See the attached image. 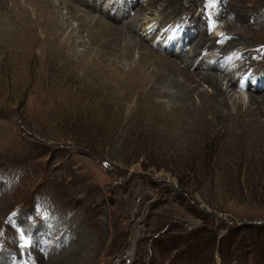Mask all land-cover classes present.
<instances>
[{"label":"rangeland","instance_id":"rangeland-1","mask_svg":"<svg viewBox=\"0 0 264 264\" xmlns=\"http://www.w3.org/2000/svg\"><path fill=\"white\" fill-rule=\"evenodd\" d=\"M216 1L0 0V264H264V102L246 84H264V0H223L224 16ZM143 8L163 27L145 32ZM189 8L221 36L201 71L220 55L246 120L185 124L165 112L167 84L152 92L141 57L182 49ZM200 81L195 103L214 91Z\"/></svg>","mask_w":264,"mask_h":264},{"label":"bare ground","instance_id":"bare-ground-1","mask_svg":"<svg viewBox=\"0 0 264 264\" xmlns=\"http://www.w3.org/2000/svg\"><path fill=\"white\" fill-rule=\"evenodd\" d=\"M153 1H155V0H153ZM222 1L223 0H217L215 2L214 7L216 9V12H218V15L224 16L225 13L223 14V11H224L223 7L224 6H223ZM99 2L95 3V5L99 6ZM140 2L142 4L143 0H140ZM111 3L116 4V0L112 1ZM225 6H227V5L225 4ZM124 9L125 8H122L120 10H124ZM146 9L151 10V11L149 12L150 15H146V16H145V14L142 15L143 16L142 20L144 21V27H143L144 31L147 33H150L156 28V26L163 27V26H160L163 23V20L160 19V17H161L160 14H162L161 11L159 12V11H155V10L149 9V8H145L144 10H146ZM184 10L187 13V16H186L187 21H185L184 24L186 25V27L194 25L196 27V31H193V34L190 35V37L186 36V35H189L190 32L185 33V36H186L185 41L186 42H185L184 46L182 47V49L179 50L177 48L178 50H174L173 48H169L167 43L165 44V42L163 43V41L160 40V41H155L154 47L165 49L166 54H164V55H167V57H163L160 55L157 56L152 51L153 49L152 50L149 49L147 51V53H145L146 55L143 53L144 56L142 55V57H141V59L144 61V65H152V66L154 65L156 67V71H157L156 76H155L156 77V80H155L156 83L154 81V86H152V92H156V95H157L158 91H159L158 86L161 84H167L169 86L168 89H170V90L168 91L169 96H167V98L169 100L166 101V105H170V106H169V108L166 109L165 112H166V114L168 113V116H172V117L176 116L178 119H180L178 121H181V122L185 121L184 122L185 124L188 123L187 120L190 118V116H196V117H199V118L204 120L205 116L207 114H209V112L211 115H213V116L215 115V117L218 118V120L223 119V117H224V119L225 118L236 119L238 116L241 118V120H246L247 119L246 114H244V112L241 111V109L239 108V105L237 108V114H233L232 111L231 112L229 111L228 107H230V101L228 99L233 97V95H230V93H231L230 89L237 88L239 83H237L236 80L238 79V81H239V78L236 79L235 76L231 74V72L228 74L222 73V75H223L222 80L223 81L226 80V82H227L226 88L223 89L224 82L222 83V81L220 80V77H219V73H221L222 68L219 67V64L216 63V60L222 59L221 57H219L220 55L215 56L216 59L213 58L214 59V65H212L210 67V70H213V72H210L208 70L203 72L200 69L202 67V61L204 59V56L202 55V51H203L204 47H206L205 50H210L209 47H212V48L215 47L216 46L215 41L213 40L211 42V40L212 39H220L221 36L216 35V34H214L213 36L208 35V32L205 29V26L207 24L206 19L204 17L205 13L202 10L199 11V13H196V9H194V8H189V9H184ZM147 11H145V12H147ZM255 11L257 12V10H255ZM114 12L116 13L115 10H114ZM259 12H261V11H259ZM151 14H153V16H151ZM120 15H124V13L121 12ZM258 18H259V16H258ZM194 22H195V24H193ZM255 22L257 24V23H259V20L255 19ZM229 25L234 26L235 23H232V24L228 23L227 26H229ZM150 29H152V30H150ZM230 33H233V32H230ZM194 37H199V40L197 39V41H195L196 39H194L193 42H191L190 44L187 45V42H189L188 40L190 39V41H191V38H194ZM224 37H225V35L223 36V38ZM233 42H238V41L232 40V41H229L227 44L225 43L226 44L225 45V48H226L225 52L228 54H231V52L232 53L237 52L236 54L239 55V58L237 59V60H239V62L237 63V66H236V67H238L237 70H247V68L250 67L251 60H250V57H248V56H247L248 59L246 58L245 52H246V55L249 54V49L244 48L242 50H238L237 49L238 47L236 48V44H234ZM135 44L139 49L147 48V46L143 44V41L140 43L139 41L137 42L135 40ZM216 48H219V47L217 46ZM216 50L217 49H215V51ZM254 52H253V54H254ZM259 53H261V52H259ZM179 67H184V68L187 67L188 70H186L185 74H181L182 71H180L181 73H179V70L181 69V68L179 69ZM183 69H181V70H183ZM191 69H193V70L191 71ZM160 74L162 75V77H160ZM178 75H180V76H178ZM200 80H203L204 82L208 83L210 86H213L214 91L208 92V91H204V90H201V91L198 90V99L200 102L195 103V101L193 99L194 90H192L191 87H192L193 83L196 84L193 87H197V84H199ZM256 88L257 89L255 90V93L250 92L248 98H249L250 102L263 103L264 102V84L261 83ZM171 89H174V90H171ZM163 90H165V89H163ZM171 100H172V103L170 104L169 101H171ZM230 100H232V99H230ZM233 108H235V107H233ZM249 115H250V113H249ZM250 124L253 125V122H251ZM39 257H41L43 259V255L39 254Z\"/></svg>","mask_w":264,"mask_h":264},{"label":"snow or ice","instance_id":"snow-or-ice-1","mask_svg":"<svg viewBox=\"0 0 264 264\" xmlns=\"http://www.w3.org/2000/svg\"><path fill=\"white\" fill-rule=\"evenodd\" d=\"M21 239L23 240V244L21 245V247H26L29 245L30 241L24 236L23 233H21Z\"/></svg>","mask_w":264,"mask_h":264}]
</instances>
